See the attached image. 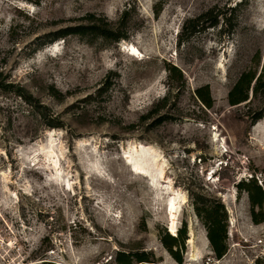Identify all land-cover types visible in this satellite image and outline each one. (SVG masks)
Returning <instances> with one entry per match:
<instances>
[{"label":"rangeland","instance_id":"obj_1","mask_svg":"<svg viewBox=\"0 0 264 264\" xmlns=\"http://www.w3.org/2000/svg\"><path fill=\"white\" fill-rule=\"evenodd\" d=\"M97 20L129 39L48 44ZM263 63L264 0H0V264H177L160 238L183 224L185 264H264V223L235 187L264 181V95L228 103ZM192 194L227 209L222 261Z\"/></svg>","mask_w":264,"mask_h":264},{"label":"trees","instance_id":"obj_2","mask_svg":"<svg viewBox=\"0 0 264 264\" xmlns=\"http://www.w3.org/2000/svg\"><path fill=\"white\" fill-rule=\"evenodd\" d=\"M159 14L160 11H157L156 16ZM202 20L203 19L191 21L190 24L192 28L199 26ZM91 23L92 25L89 26L71 28L70 30L60 32L55 35V39L48 44H52L59 39H66L71 35L81 38H101L105 41L115 43H120L129 39L127 32L122 29L115 30L107 21L97 20L96 23H94V21ZM216 25H218V22H213L212 26ZM48 44H44V46ZM255 63L257 66L261 65L259 58H257ZM168 72L171 78L183 81V73L178 68L170 66ZM0 88H3L2 82H0ZM261 95H264V63L261 67L260 74L257 70L250 69L241 75L228 95V103L231 107H238L248 102L251 103ZM20 96L25 97L22 93ZM195 97L206 110L211 111L214 108L215 101L209 86L198 88L195 91ZM165 102H168V99ZM262 118L263 114H256L253 124L259 122ZM51 128H60V126H51ZM235 187L237 189L238 199H241L244 193L248 195L251 205L252 222L255 225L263 224L264 181L260 182V180L254 177L250 180H242ZM191 198L194 212L206 230L213 259L218 262L222 261L229 251V215L227 209L221 200L216 198L197 194H192ZM160 241L177 264H185L184 254L186 253V243L188 241V227L186 224L182 225L176 235H172L166 231L161 235ZM115 262L116 264H156L153 254L148 252L119 251L116 254Z\"/></svg>","mask_w":264,"mask_h":264},{"label":"bare ground","instance_id":"obj_3","mask_svg":"<svg viewBox=\"0 0 264 264\" xmlns=\"http://www.w3.org/2000/svg\"><path fill=\"white\" fill-rule=\"evenodd\" d=\"M144 153L148 154L147 152H144ZM146 157H147V156H146Z\"/></svg>","mask_w":264,"mask_h":264}]
</instances>
